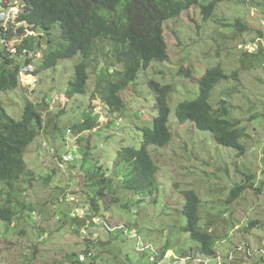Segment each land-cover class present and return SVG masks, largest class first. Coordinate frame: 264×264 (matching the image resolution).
Listing matches in <instances>:
<instances>
[{
  "label": "rangeland",
  "instance_id": "374dc122",
  "mask_svg": "<svg viewBox=\"0 0 264 264\" xmlns=\"http://www.w3.org/2000/svg\"><path fill=\"white\" fill-rule=\"evenodd\" d=\"M0 1L7 8L0 12L10 13L0 16L3 28L16 32L23 26L15 23L21 0ZM211 1L215 8L207 20L200 6H194L164 24L168 60L153 61L138 72L136 80L121 93L125 107L116 115L98 98H90L93 76L87 94L65 98L78 56L36 75L24 70L19 87L0 94V102L14 120L21 119L26 99L41 112L44 123L52 120L28 147L24 160L32 178L19 186L24 192L12 198L14 207L25 202L27 209L10 224L0 222V264H24L31 256L34 264H168L189 254L202 262L209 260L198 256L197 245L182 230L187 224L182 214L183 192L188 190L200 200L199 226L215 237L217 258L209 264H264V0H201L200 4ZM52 33L56 48L58 29ZM32 34L26 31L25 36ZM23 37L14 36L6 45L11 53L18 54L14 44ZM47 40L45 37L42 44ZM25 59L24 54L17 58L19 62ZM39 63L37 54L32 65L24 68L30 72ZM217 65L228 76L237 73V77L218 84L209 101L217 109L225 100L230 119L245 130L239 140L244 147L241 156L235 149L216 144L209 132L181 124L175 116L177 105L194 100L198 80ZM181 68H189L192 77L179 74ZM150 82L172 87L168 101L171 140L164 148L147 149L158 166L156 191L146 197L131 194L126 205L117 206L108 204L112 198L108 194L100 205L101 219L114 230L100 234L101 244H90L89 252L82 254L86 249L79 233L82 227L75 231L73 222L65 221L60 212H69L77 199L85 209L89 204L82 195L79 166L65 164L60 171V159H66L70 152L78 156L80 140L82 146L93 149L92 154L110 175L118 149H139L143 128L151 127L156 111ZM88 115L97 118L93 128L87 130L86 124L82 131L76 130ZM57 127L64 133H58ZM242 184L246 189L228 201L231 191ZM6 190L0 185L1 199L7 198ZM249 223L254 227L249 229ZM165 249L170 260L162 257ZM80 255L88 256L77 262ZM189 261L199 264L185 259L186 264Z\"/></svg>",
  "mask_w": 264,
  "mask_h": 264
},
{
  "label": "trees",
  "instance_id": "16d2710c",
  "mask_svg": "<svg viewBox=\"0 0 264 264\" xmlns=\"http://www.w3.org/2000/svg\"><path fill=\"white\" fill-rule=\"evenodd\" d=\"M21 2L22 8L15 18V23L23 26H19L14 32L10 27L3 28L0 21V94L15 91L20 85V76L24 70L26 74L36 75L40 71L55 68L62 61L78 56L79 59L73 66L68 80L65 98L87 94L90 77L93 76V92L90 98H98L107 111L115 115L124 109L121 93L136 80L138 72L147 69L153 61L168 60L164 24L178 18L194 6H200L203 19L207 20L215 8L214 1L201 5V0H21ZM1 3L0 1V9L7 10ZM56 28L59 40L57 47L54 48L52 32ZM26 31L33 34L25 36ZM14 36H24L21 42L14 44L18 54L11 53L6 46ZM45 37L48 40L43 45L42 40ZM22 54L26 59L19 62L17 58ZM37 54L39 67L34 65V70L29 72L24 67L31 66ZM179 74L186 78L192 77L189 68H181ZM231 77H237V73L233 72L228 76L219 65L208 68L198 80L197 97L192 101L180 102L176 107L175 116L181 124L189 123L200 131L209 132L216 144L235 149L241 156L244 147L239 140L245 136V130L238 129L239 122L230 119L225 100H221V106L217 109H214L209 101L214 88ZM149 85L154 95L153 106L156 111L151 127L143 128L139 149L129 146L118 149L110 175L92 154L93 149L82 146L80 140H77L78 156L71 153L79 157L76 166H79V173L83 179L82 195L87 199L85 204L87 202L89 204L88 211L77 199L72 203L69 212H60L65 221L73 222L75 231L85 227L87 224L85 220L104 217L101 215L100 205L108 194H112L108 203L112 206L126 205L124 202L129 201L131 194L135 197L154 195L158 166L147 149L150 146L164 148L171 140L168 101L172 87L160 86L156 82H150ZM50 121L52 120L44 123L41 112L30 100H25L19 121L9 116L0 102V185L4 190L7 189V198H0L2 223L10 224L21 210L27 209L25 202H20L14 207L12 198L22 194L24 189L19 186L21 184L24 186L23 183L32 178V171L28 169L24 156L28 147L42 135ZM96 121L97 118L88 115L85 123L75 126L76 130L82 131L86 124L89 130ZM56 131L63 132V128L57 127ZM113 183H116L115 189L112 187ZM245 189L244 184L235 187L228 201L236 199ZM184 201L182 214L187 224L182 230L187 231L189 238L195 242L199 255L209 260L217 258L214 249L215 237L199 226V197L191 190L185 191ZM79 206L86 210L84 219L71 217L72 211ZM105 209L109 210L106 206ZM253 225L254 223H249L248 228H253ZM79 233L82 236L80 231ZM89 234V237L83 240L86 251L84 250L82 254L89 252L90 244L96 245L99 242L98 238H93L91 233ZM166 251L163 250V258ZM189 257L194 256L189 254ZM33 260L31 256L24 264H34ZM153 260L156 263V258ZM189 263L193 264L192 261Z\"/></svg>",
  "mask_w": 264,
  "mask_h": 264
},
{
  "label": "built area",
  "instance_id": "2783aa9c",
  "mask_svg": "<svg viewBox=\"0 0 264 264\" xmlns=\"http://www.w3.org/2000/svg\"><path fill=\"white\" fill-rule=\"evenodd\" d=\"M0 16L3 17V16H5V14L4 13H1ZM72 159H73L72 156L69 155V156H67V158L65 159V161H69V160H72ZM62 165L63 164H60L61 168L63 167ZM80 215L82 216V218H79ZM85 215H86V210L85 209L84 210L83 209H81V210L76 209L71 214V217L72 218H76L77 217L79 219H84ZM85 222H87V224L85 225L84 228H82V232H81V234L83 236V239H85V237H89V235H90L89 233H91V235H92L93 238H98L99 237V234L103 230H106L107 229V231H108V229H111V227H110L109 224H106L103 221V219L98 218V217H94L92 219L85 220ZM88 255H82L80 257V260L81 261H85V256H88Z\"/></svg>",
  "mask_w": 264,
  "mask_h": 264
},
{
  "label": "clouds",
  "instance_id": "9594fccd",
  "mask_svg": "<svg viewBox=\"0 0 264 264\" xmlns=\"http://www.w3.org/2000/svg\"><path fill=\"white\" fill-rule=\"evenodd\" d=\"M8 11H6V12H4V14H8L7 13ZM2 12H0V14H1ZM9 16H10V13H9ZM67 155H71L72 156V160H69V161H65V156H64V158L62 157V159H60V164H63V165H75L76 166V164L78 163V158L77 157H75V155L73 154V153H68ZM74 163V164H73ZM59 164V165H60ZM58 169H59V167H58ZM60 171L62 170V168L61 169H59ZM189 191V190H188ZM183 197H184V192H183ZM87 211H88V208L86 209ZM73 212V211H72ZM109 225H111L112 226V228H111V230H114V227H113V225L112 224H109ZM108 232H110V231H102L100 234H108ZM132 232L134 233V234H136V232L134 231V229H132ZM100 234H99V236H100ZM82 240H84V239H82ZM99 243V242H98ZM89 248V247H88ZM167 251H169V250H167ZM167 251H166V253L164 254V259H166V260H170V256H168V257H166L167 255ZM174 255V254H173ZM82 255H80L79 256V259H78V261L77 262H82L81 260H80V257H81ZM172 256V255H171ZM198 256H200V255H198ZM185 259H189V260H194L195 262H196V260L197 261H199V264H201V263H203V264H209L208 262H209V260H203V262H202V260L200 259V260H198V259H193L192 257H189V256H186V257H184V258H180V259H177V260H174V262H171V261H169V263L168 264H186V262H185ZM221 262H217V264H220Z\"/></svg>",
  "mask_w": 264,
  "mask_h": 264
}]
</instances>
